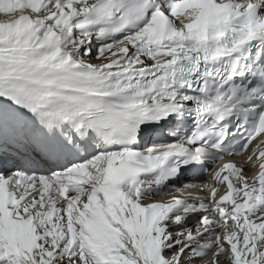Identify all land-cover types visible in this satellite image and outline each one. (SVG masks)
Listing matches in <instances>:
<instances>
[{
    "label": "snow or ice",
    "instance_id": "snow-or-ice-1",
    "mask_svg": "<svg viewBox=\"0 0 264 264\" xmlns=\"http://www.w3.org/2000/svg\"><path fill=\"white\" fill-rule=\"evenodd\" d=\"M0 264H264V0H0Z\"/></svg>",
    "mask_w": 264,
    "mask_h": 264
},
{
    "label": "bare ground",
    "instance_id": "bare-ground-1",
    "mask_svg": "<svg viewBox=\"0 0 264 264\" xmlns=\"http://www.w3.org/2000/svg\"><path fill=\"white\" fill-rule=\"evenodd\" d=\"M236 159H239V157ZM225 162H227V161H225ZM224 188H226V185L221 188V192L224 190Z\"/></svg>",
    "mask_w": 264,
    "mask_h": 264
}]
</instances>
